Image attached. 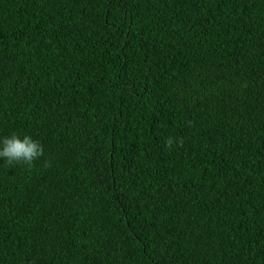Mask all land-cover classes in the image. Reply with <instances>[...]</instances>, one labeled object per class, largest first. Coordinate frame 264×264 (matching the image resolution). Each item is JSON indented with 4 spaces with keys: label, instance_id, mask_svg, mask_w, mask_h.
<instances>
[{
    "label": "trees",
    "instance_id": "trees-1",
    "mask_svg": "<svg viewBox=\"0 0 264 264\" xmlns=\"http://www.w3.org/2000/svg\"><path fill=\"white\" fill-rule=\"evenodd\" d=\"M0 264H264V0H0Z\"/></svg>",
    "mask_w": 264,
    "mask_h": 264
},
{
    "label": "clouds",
    "instance_id": "clouds-1",
    "mask_svg": "<svg viewBox=\"0 0 264 264\" xmlns=\"http://www.w3.org/2000/svg\"><path fill=\"white\" fill-rule=\"evenodd\" d=\"M44 154L42 143L31 135L13 133L0 138V158L10 165L22 163L32 166Z\"/></svg>",
    "mask_w": 264,
    "mask_h": 264
}]
</instances>
